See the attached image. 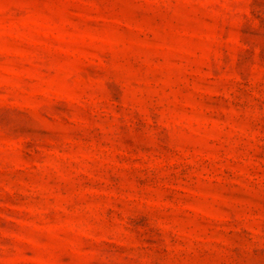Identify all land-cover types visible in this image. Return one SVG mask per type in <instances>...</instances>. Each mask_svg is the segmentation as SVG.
Returning <instances> with one entry per match:
<instances>
[{
  "label": "rangeland",
  "instance_id": "rangeland-1",
  "mask_svg": "<svg viewBox=\"0 0 264 264\" xmlns=\"http://www.w3.org/2000/svg\"><path fill=\"white\" fill-rule=\"evenodd\" d=\"M0 264H264V0H0Z\"/></svg>",
  "mask_w": 264,
  "mask_h": 264
}]
</instances>
